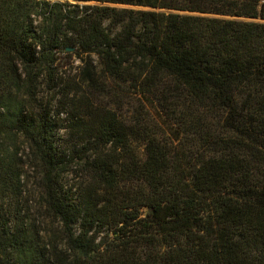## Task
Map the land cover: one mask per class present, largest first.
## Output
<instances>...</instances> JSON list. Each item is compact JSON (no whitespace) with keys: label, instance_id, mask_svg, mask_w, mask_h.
I'll return each mask as SVG.
<instances>
[{"label":"trees","instance_id":"1","mask_svg":"<svg viewBox=\"0 0 264 264\" xmlns=\"http://www.w3.org/2000/svg\"><path fill=\"white\" fill-rule=\"evenodd\" d=\"M0 264H264V0H0Z\"/></svg>","mask_w":264,"mask_h":264},{"label":"rangeland","instance_id":"2","mask_svg":"<svg viewBox=\"0 0 264 264\" xmlns=\"http://www.w3.org/2000/svg\"><path fill=\"white\" fill-rule=\"evenodd\" d=\"M115 6L116 7H126L122 5H115ZM134 9H145V8L134 7ZM94 60H95V66L99 69L100 66L98 64L97 58H94ZM81 67H82V64L76 59H74L73 65L64 64L63 68H66V69H61L62 71L61 73H59V76L65 79L68 77H72L74 74H76L77 71L80 70ZM44 90H45V85H42L41 90H40L41 96L44 95ZM138 100L139 98L131 97V99L126 101V104L122 107L123 111L127 113L129 117L133 116V112L139 107ZM63 134H64V131H61L60 136H62ZM16 146H19L20 148L19 157L21 156V158L23 159L26 165L24 169L26 180H27V186H26L25 191H26V196H28L27 200H29V203L27 204L26 208L29 211L28 214H29V217L32 219V221H37L40 219L42 213L40 209V205H41L40 195L41 194H40L39 182L37 181V176L39 174V171L31 168V165L35 164L36 160L33 157V153L29 152L30 146L25 140V138L23 137V135L18 134V137L16 138ZM78 182H79V178H77L75 172H70L69 174L65 176V184L67 186H70ZM49 222H50V225L53 228H55L56 232H60V229L58 228L57 224H52L53 220L49 219Z\"/></svg>","mask_w":264,"mask_h":264}]
</instances>
